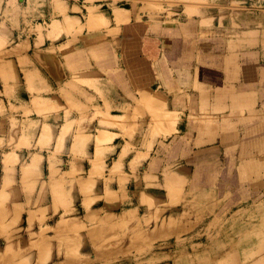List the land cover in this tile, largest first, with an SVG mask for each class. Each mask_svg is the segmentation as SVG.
<instances>
[{
    "label": "rangeland",
    "instance_id": "1",
    "mask_svg": "<svg viewBox=\"0 0 264 264\" xmlns=\"http://www.w3.org/2000/svg\"><path fill=\"white\" fill-rule=\"evenodd\" d=\"M25 1L0 0V264H227L229 253L238 256L231 264H250L258 258L263 234L240 229L258 223L255 216H213L204 202L188 198L171 169L147 177L136 165L146 159L136 143L122 148L125 137L105 135L111 128L129 142L141 139L133 137L128 116H110L120 113L108 104L115 98L110 86L98 74L62 72L57 55L79 46L78 35L92 44L107 28L116 40L132 0ZM70 2L85 10L77 15ZM136 2L151 20L185 14L203 17L204 27V17H264V0ZM114 9L128 11L126 20L117 23ZM239 27L224 32L234 39ZM145 94L131 118L151 107L162 125L176 123L166 104L156 107ZM172 174L179 184L168 182ZM245 235H253L246 252L238 248Z\"/></svg>",
    "mask_w": 264,
    "mask_h": 264
},
{
    "label": "crops",
    "instance_id": "2",
    "mask_svg": "<svg viewBox=\"0 0 264 264\" xmlns=\"http://www.w3.org/2000/svg\"><path fill=\"white\" fill-rule=\"evenodd\" d=\"M136 1H131V18L116 40L105 28L101 35L96 33L100 41L86 44L92 39L85 32L76 39L79 46L58 53L62 72L98 74L97 79L110 86L115 98L108 104L120 112L110 116H128L136 128L133 137L141 139L129 142L123 130L106 131L117 140V136L125 137L122 148L136 143L139 153L146 156L136 165L144 166L147 177L173 170L183 178L188 198L204 202L215 217H230L232 211L234 218L255 216L258 223L244 222L240 229L244 234H263V238L264 17L252 16L247 21L229 17L225 22L221 17H204L208 23L204 27L203 17L185 14L151 20V13L142 11ZM70 7L80 15L86 6L70 2ZM233 24L241 28L234 39L224 32V27ZM149 92L166 96L164 112L176 123L162 125L151 107L131 118L142 94ZM250 237L245 235L238 248H252ZM237 258L236 253H229L227 264ZM249 263L264 264V251Z\"/></svg>",
    "mask_w": 264,
    "mask_h": 264
},
{
    "label": "bare ground",
    "instance_id": "3",
    "mask_svg": "<svg viewBox=\"0 0 264 264\" xmlns=\"http://www.w3.org/2000/svg\"><path fill=\"white\" fill-rule=\"evenodd\" d=\"M128 11L126 10H116L114 12V17H115V20L117 23H120L124 20H126V14H127ZM57 29V27H56ZM55 27H54V32L56 31ZM37 70V69H36ZM34 70V71H36ZM144 99L147 100L149 103H152L154 106L156 107H161L163 105V103L165 104L166 103V99L164 100V94L162 92H158L156 93V95H151V92H149V94H145L144 96ZM169 116V114H167ZM171 117V115L169 116ZM107 137L109 136V133H106L105 134ZM105 135L102 136L103 138H105ZM102 139V138H101ZM103 140V139H102ZM183 179V178H182ZM168 182L170 184H179V182H181L177 177H175L174 174H172L170 177H169V180ZM110 201V200H108ZM20 206V205H19ZM18 208V206H17ZM73 242V241H72ZM76 243V242H75ZM76 246V244H75ZM74 248V247H73ZM77 248V247H75ZM70 249V248H69ZM69 251V250H68ZM66 252H67V249H66Z\"/></svg>",
    "mask_w": 264,
    "mask_h": 264
},
{
    "label": "water",
    "instance_id": "4",
    "mask_svg": "<svg viewBox=\"0 0 264 264\" xmlns=\"http://www.w3.org/2000/svg\"><path fill=\"white\" fill-rule=\"evenodd\" d=\"M21 1H24V0H21Z\"/></svg>",
    "mask_w": 264,
    "mask_h": 264
}]
</instances>
